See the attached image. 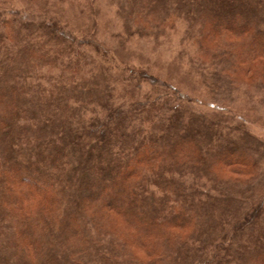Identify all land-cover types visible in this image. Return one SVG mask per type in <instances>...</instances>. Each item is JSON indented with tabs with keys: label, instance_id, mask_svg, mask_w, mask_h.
I'll return each instance as SVG.
<instances>
[{
	"label": "trees",
	"instance_id": "1",
	"mask_svg": "<svg viewBox=\"0 0 264 264\" xmlns=\"http://www.w3.org/2000/svg\"><path fill=\"white\" fill-rule=\"evenodd\" d=\"M110 1L116 38L181 21L190 72L264 93V0ZM95 44L0 8V264H264V145Z\"/></svg>",
	"mask_w": 264,
	"mask_h": 264
},
{
	"label": "rangeland",
	"instance_id": "2",
	"mask_svg": "<svg viewBox=\"0 0 264 264\" xmlns=\"http://www.w3.org/2000/svg\"><path fill=\"white\" fill-rule=\"evenodd\" d=\"M0 8L16 9L40 18H59L77 39L102 43L103 48L110 50L109 55H114L117 60L142 64L170 82L178 83L196 111H222L229 115L232 123H241L250 136L264 145V93L257 92L256 87H243L246 84L232 89L228 87L226 78L219 81L210 74L211 68L209 72L207 69L204 78L196 70L195 73L190 72L186 64L188 45L181 39L185 28L183 22L180 21L176 28L157 40L132 38L123 42L116 38L121 25L110 0H0ZM189 47L191 50L192 46ZM87 49L95 55L91 47ZM261 172L264 178L263 166ZM261 188H264V180L256 181L253 189L259 191Z\"/></svg>",
	"mask_w": 264,
	"mask_h": 264
}]
</instances>
